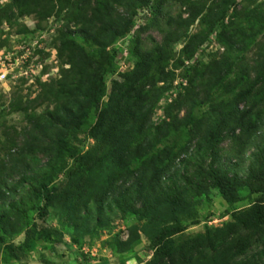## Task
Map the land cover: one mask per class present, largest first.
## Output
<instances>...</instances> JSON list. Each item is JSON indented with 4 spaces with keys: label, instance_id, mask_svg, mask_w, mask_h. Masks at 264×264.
Listing matches in <instances>:
<instances>
[{
    "label": "trees",
    "instance_id": "obj_1",
    "mask_svg": "<svg viewBox=\"0 0 264 264\" xmlns=\"http://www.w3.org/2000/svg\"><path fill=\"white\" fill-rule=\"evenodd\" d=\"M51 17L58 73L10 97L20 128L0 110V264H25L40 244L78 259L128 216L139 224L106 240L117 264L141 261L139 248L144 264H264V0H0L1 34L40 35ZM151 28L161 39L146 46ZM125 39L133 64L117 70ZM211 43L221 52L204 53ZM211 190L227 204L221 226L197 207ZM40 263L57 264L43 252Z\"/></svg>",
    "mask_w": 264,
    "mask_h": 264
},
{
    "label": "rangeland",
    "instance_id": "obj_2",
    "mask_svg": "<svg viewBox=\"0 0 264 264\" xmlns=\"http://www.w3.org/2000/svg\"><path fill=\"white\" fill-rule=\"evenodd\" d=\"M262 1V0H258ZM170 11L172 13H176L179 11V7L177 4H170ZM146 14L145 10H141L137 14V21H136V27L139 25H142L145 22L144 15ZM25 23L28 26H33L34 21L31 18L24 19ZM60 24L55 17H51L44 25H51L50 27V33L45 30L43 32V36L45 37L44 42L41 45H44V49L40 50L38 53V57L34 55L36 60L39 61L37 68L34 70V73L40 75V80H48L49 78L55 76L58 73L59 70V62L58 59H56V49L52 45V34L56 32L57 27ZM198 27L195 24L193 26V30H196ZM3 32L0 33V41L3 38H7L6 43L0 47V61L2 52L4 51H12L16 52L20 46L25 44H32L31 42L35 40L36 38L40 37L42 34L38 35L39 31H35L33 33L28 34H16L14 33V30H9L6 25H2ZM48 33V34H47ZM148 36L151 38H154L155 40L159 41L161 39L160 33L154 29L151 28L145 32L142 33L141 37L144 40L145 45H150V40L148 39ZM42 38V37H41ZM116 46H120L122 49V59L118 61V67L117 70H124L128 67H131L133 64V60L129 59V54H127V47H126V39L123 41H118L116 43ZM204 53H215V52H221L222 48L216 45L215 43L208 44L207 46H204ZM36 54V53H35ZM198 56H202L200 54L195 55V58ZM203 58L206 59L207 55L204 54ZM42 68L44 71V74L38 73L39 69ZM42 74V75H41ZM113 78V75H105V81L107 83V86L110 83V80ZM176 83V81H175ZM37 91V85L34 82L33 77L26 82H22L20 79H8L0 81V110L5 111V118L4 123L5 125H14L20 128L21 125H23V119L21 118V115L19 113H8L6 112V108L8 105V101L10 97H12L16 92H18L21 95L30 94V96H33L35 92ZM175 92V90L173 91ZM169 99V98H168ZM161 104L163 101L160 102ZM161 114V109H158L154 115V119H157V116ZM1 129H3V126H0ZM88 142H92V140H87ZM228 140H224L221 143V146L223 147V157L222 161L225 162V164L231 165L236 158L235 157H228L226 155V150L228 149ZM254 147H247L244 150V153L241 155V158H245V162L242 163L239 173L242 174L245 171L246 166L249 163V156L251 152L253 151ZM246 192L243 191L242 195H245ZM257 194H252L251 198H255ZM250 198H244L241 201L234 204V207L236 208H243L249 205ZM197 207L199 208V212L201 214H204L208 216V225L213 226H221L222 223L226 220H228V215H225L221 217V213L224 211V209L227 207L226 202L218 195L216 190H211L210 193L207 196H204L200 201L197 202ZM114 228L111 232H104L102 233L98 238L93 240L92 243L90 241L86 240L82 248L79 251V253L82 252V254L79 255L78 259L75 257L74 252H70L65 246L62 244L56 245L55 248H41L40 247L30 251L27 254L25 264H41L40 263V256L41 252H43L44 256L46 258H49L50 260L54 261L57 264H102L101 261L103 259H108V264H117L116 256L111 252L110 247L106 244V240H108L113 233L117 232H124L126 228L131 225L138 223L139 221L136 220L133 216H128L125 219H115L113 221ZM204 222H201L196 225L189 226L185 234L187 233H195L202 231L204 228ZM22 237V234H19L16 239L17 241L20 240ZM65 240H69L67 236H65ZM147 239L145 236L142 235L141 237V245H146ZM75 248V247H74ZM254 249L252 251L255 250ZM261 248V246H258V249ZM78 253V252H77ZM136 256L138 255L139 259L141 261H138L136 257L128 259V261L122 262L120 264H144V262L149 258L148 253H145V250L143 248H139L136 251ZM10 264H17V263H10Z\"/></svg>",
    "mask_w": 264,
    "mask_h": 264
},
{
    "label": "built area",
    "instance_id": "obj_3",
    "mask_svg": "<svg viewBox=\"0 0 264 264\" xmlns=\"http://www.w3.org/2000/svg\"><path fill=\"white\" fill-rule=\"evenodd\" d=\"M47 31L50 33V30ZM44 39L45 37L42 34L40 37L33 40L31 42L32 44L23 43L20 48L16 50V52H2V58L0 61V81H5L11 78L24 80V82H26L32 77L35 81V79L40 75L34 73V70L37 68L39 63L34 55L38 57L39 51L45 48L44 45H41L44 42ZM41 72L44 74L42 68L39 69L38 73Z\"/></svg>",
    "mask_w": 264,
    "mask_h": 264
}]
</instances>
